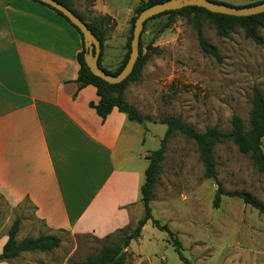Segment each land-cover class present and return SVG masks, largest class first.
<instances>
[{
    "label": "rangeland",
    "instance_id": "1",
    "mask_svg": "<svg viewBox=\"0 0 264 264\" xmlns=\"http://www.w3.org/2000/svg\"><path fill=\"white\" fill-rule=\"evenodd\" d=\"M145 1L71 0V7L86 22L101 26L105 34L104 60L121 62L130 20ZM215 1L230 7L264 2ZM200 29L216 47L219 60L201 50L191 17L162 16L145 24L140 36L141 77L127 86L124 98L144 118L142 124L136 123L144 134L136 145L137 155L159 148L166 131L160 122L163 118H177L197 133L211 127L229 133L233 115L248 128L253 89L257 88L264 98V25L256 31L260 44L247 39L237 26L228 30L226 38L218 36L207 20H200ZM102 67L109 72L117 69ZM261 150L264 154V138ZM213 158L217 181L225 193L248 192L264 205V174L249 157L225 141L215 146ZM138 162L147 165L146 160ZM159 166L151 215L173 233L186 259L192 264H264V215L240 199L227 196L221 198L217 209L212 207L217 185L204 177L192 140L173 132ZM14 214L25 225H32L35 232L41 230L42 224L34 218V208L27 200L16 207ZM142 216L140 203L132 213L126 234ZM141 235L140 244H134L133 249L142 256L150 257L154 264H182L166 233L147 223ZM58 238L57 248L13 264L80 263L98 255L104 247L121 244V234L99 240L60 231ZM36 256L40 258L36 260ZM133 257L129 253L125 264H133Z\"/></svg>",
    "mask_w": 264,
    "mask_h": 264
},
{
    "label": "crops",
    "instance_id": "2",
    "mask_svg": "<svg viewBox=\"0 0 264 264\" xmlns=\"http://www.w3.org/2000/svg\"><path fill=\"white\" fill-rule=\"evenodd\" d=\"M81 49L78 33L52 10L0 0V253L24 200L42 227L20 220L17 243L60 231L101 240L130 226L141 203L148 163L138 162L147 153L137 155L136 145L144 134L116 109L102 121L89 107L98 102L95 88L74 83ZM104 50L101 66L114 70L120 62L104 60ZM141 237L126 251L133 264H154L133 249Z\"/></svg>",
    "mask_w": 264,
    "mask_h": 264
},
{
    "label": "trees",
    "instance_id": "3",
    "mask_svg": "<svg viewBox=\"0 0 264 264\" xmlns=\"http://www.w3.org/2000/svg\"><path fill=\"white\" fill-rule=\"evenodd\" d=\"M36 3H39L42 6L47 7L52 10L64 20L74 31L78 33L82 42V49L76 56V61L79 65L78 75L74 83L77 85L78 89H82L86 86H92L96 90L98 97L97 104H89V107L92 108L96 114L101 118L102 121L111 113L113 109H116L119 113H122L126 116L127 120L137 124H142L144 118L137 112V110L129 105L124 99V92L129 84L136 83L140 80L141 77V66H142V56H141V46L139 43V56L136 64L134 65L133 71L131 74L119 84H108L91 74L88 67L85 64V56L87 52L83 47V38L79 30L73 26L61 13L50 8L49 6L40 3L36 0H31ZM55 2L63 5L73 14H75L81 21H83L92 34L97 38L100 43L101 52L98 58V66L106 74L115 76L117 75L124 67L128 60L129 51H130V41L132 38L134 21L137 16L144 9L151 7L155 4L167 1V0H146L143 5H140L135 9V16L130 20V30L129 35L126 38L125 42V54L117 67L113 72H109L102 68L101 58L104 50L105 34L101 29V26H96L95 24L86 22L84 18L78 14L71 7V0H54ZM214 3L221 4V2H216L211 0ZM262 2H257L253 4H248L246 6H236L237 8L241 7H250L257 5ZM162 16H172V17H191L193 21V27L195 29L198 44L201 50L208 55L219 60V54L213 45H211L204 37L200 29V20L204 19L209 21L215 28V31L218 36L226 38L228 36V30L232 26H237L244 31V35L247 39L252 40L253 42L260 44L262 43L261 38L257 34V28L264 25V13L250 16V17H229L220 14L210 13L202 8L197 7H186L176 11H169L157 15L148 21L154 20ZM146 21L145 24L148 22ZM144 29V27H143ZM161 124L166 127V131L160 141V146L157 150L149 152L145 156V160L148 165L144 172V183L140 187V202L143 207V216L139 219L135 227L126 234V231L130 229L128 227L119 229L113 234L108 235L105 239L111 238L113 235L121 234V244L119 246L104 247L98 255L88 258L85 262L72 263V264H125V258L128 257L127 252H123L121 256L115 259L116 255L119 253L121 248L126 249L131 241H135L140 237L142 228L146 225L147 222H150L151 225L158 231L166 233L168 236V241H171V247L174 252L177 254L180 262L182 264H192L188 259H186L180 249L179 242L174 239L173 233L164 225H160L158 220L152 218L150 203L152 201V193L156 184V176L160 173L161 168L159 163L162 161L163 153L166 148V143L173 132H178L182 134L185 138L192 140L196 145L199 159L202 163L204 170V177L206 179H211L217 185L215 191L214 199L212 202V207L217 209L221 203V198L223 196L237 198L242 201L243 204L250 206L251 208L257 210L260 214L264 215V205L259 202L255 197H253L248 192L242 191H233L225 193L222 189L221 184L217 181V171L215 168V162L213 158V149L216 145L221 144L225 141H230L236 148L239 153L249 157L256 169L264 174V154L261 150V140L264 138V98L261 92L257 89H253L252 100H251V110L248 120V128L245 129L240 118L233 115L230 120V131L229 133L221 132L217 127H211L205 130L204 133H197L192 127L186 126L181 120L177 118H163L161 119ZM20 224V219H15L11 224L10 228L7 231V241L2 247L0 253V262L13 260L19 256L22 252H49L57 248L60 244V239L57 236H39L35 239H25L20 243H17L15 238L18 232Z\"/></svg>",
    "mask_w": 264,
    "mask_h": 264
},
{
    "label": "water",
    "instance_id": "4",
    "mask_svg": "<svg viewBox=\"0 0 264 264\" xmlns=\"http://www.w3.org/2000/svg\"><path fill=\"white\" fill-rule=\"evenodd\" d=\"M61 13L82 35L83 47L87 52L85 64L91 74L100 78L108 84H119L123 82L133 71L134 65L139 56L140 36L143 31L144 23L149 19L169 11H176L186 7L202 8L213 14H220L229 17H250L264 13V2L250 7H230L225 4L214 3L210 0H167L144 9L134 21L132 38L130 41V51L126 64L123 69L115 76L106 74L98 66V58L101 52L100 43L94 34L88 29L87 25L75 14L63 5L54 0H36ZM121 248L115 259L119 258L124 252Z\"/></svg>",
    "mask_w": 264,
    "mask_h": 264
}]
</instances>
